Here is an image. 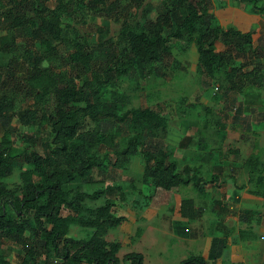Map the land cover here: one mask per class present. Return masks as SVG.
I'll return each instance as SVG.
<instances>
[{
  "label": "trees",
  "instance_id": "16d2710c",
  "mask_svg": "<svg viewBox=\"0 0 264 264\" xmlns=\"http://www.w3.org/2000/svg\"><path fill=\"white\" fill-rule=\"evenodd\" d=\"M145 1L0 0V117H7L11 96L19 97L21 127L35 130L27 133V139L33 133L44 139L41 151L25 142L16 146L9 129L0 141V245L4 238L19 244V264H143L141 253L132 250L120 257L121 243L105 238L124 216L117 215L108 200L88 204L102 197L122 199L120 185L92 192L78 185L91 182L94 173L115 175L137 153L144 161L142 180L150 185L153 205L172 212L180 186L198 187L202 179L194 167L179 169L160 150L163 142L157 134L164 129L165 118L156 111L131 108L121 116L107 113L113 124H127L135 130L124 147L113 150V159L108 151L91 152L99 148V137L111 145L113 135L94 129L81 132L79 112L84 109L79 103L95 108L100 89L113 79L129 76L137 63H162L172 55L174 43H193L202 84L219 85L216 74L222 71V97L234 107L236 120L243 117L248 125V117L254 113L249 106L244 115L237 95L264 88V46L253 44L257 29L241 32L213 25L211 0H162L154 7L157 14L153 19L148 16L153 6ZM242 1L264 17V0ZM94 12L120 25L114 37L95 44L90 43L89 34L72 37L65 19ZM216 42L225 50L216 51ZM232 51L238 58H246L225 69ZM70 71L73 79L66 82ZM68 155H73L75 166L60 168L59 159ZM16 169L18 182L10 187L8 179ZM214 180L212 175L211 182ZM64 211L66 215H62ZM195 214L194 202L182 199L179 215L187 220L178 222L180 234L189 235L184 223ZM70 225L90 228L91 234L70 237ZM225 246L224 237H211L207 254L188 255L178 264H219ZM0 264H11L1 252Z\"/></svg>",
  "mask_w": 264,
  "mask_h": 264
},
{
  "label": "rangeland",
  "instance_id": "374dc122",
  "mask_svg": "<svg viewBox=\"0 0 264 264\" xmlns=\"http://www.w3.org/2000/svg\"><path fill=\"white\" fill-rule=\"evenodd\" d=\"M161 1H145L153 6L149 10V18H155L157 12L154 7ZM47 5L52 6L51 2ZM210 12L213 25L241 32L257 29L253 44L264 46V17L251 4L242 0H211ZM64 22L70 27L67 26V31L72 37L89 34L93 44L114 37L120 28L101 12L78 13ZM224 50L225 46L216 42V51ZM231 54L225 69H229L231 63L237 66L246 58L241 55L238 58L234 51ZM196 62L194 44L180 40L174 43L172 55L162 63H137L129 76L113 79L104 85L95 108H85L86 105L80 102L79 106L84 110L79 112V120L81 132L94 129L113 135L111 145L101 136L99 148L91 151L97 154L108 151L113 159V150L124 147L126 139L135 130L127 124H113L107 113L121 116L131 108H149L158 112L165 118V127L157 134L163 142L160 150L166 153L167 161H175L179 169L184 165L194 167L202 179L198 187L192 184L180 186L172 212L165 206L153 205L150 185L142 180L144 161L140 153L129 158L126 167L117 170L115 175L105 177L94 173L91 182H79L78 185L87 192L120 185L122 199L102 197L88 202L101 205L108 200L113 211L124 216L125 220L105 236L108 241L121 243L120 257L133 250L142 254L143 264H156L161 258L178 264L188 255L200 254L208 247L210 238L215 236L226 240L219 264H264V88L237 95L244 115H247V107L254 108V113L248 117V125H245L243 117L236 120L234 107L222 97V71L216 74L219 85L206 87L202 84L203 78ZM73 75V71L67 72L66 82L72 81ZM10 103L12 107L5 111L7 117H0V141L9 129L16 146L25 142L30 148L41 151L44 139L36 133L27 139V133L35 130L23 128L19 122L21 99L11 96ZM251 158L258 161L249 162ZM58 166H75L73 155L60 158ZM18 174L19 169H16L8 179L10 187L18 182ZM212 175L215 180L211 182ZM259 178H262L261 183H257ZM182 199L194 202L196 214L184 225L189 234L194 232L196 237L171 230L176 224L170 221L187 220L179 215ZM238 203L249 209H238ZM89 234L90 228L69 227L70 237L86 238ZM26 235L29 236L28 233ZM0 252L11 264H19L22 250L16 242L2 239Z\"/></svg>",
  "mask_w": 264,
  "mask_h": 264
},
{
  "label": "crops",
  "instance_id": "0c3cea01",
  "mask_svg": "<svg viewBox=\"0 0 264 264\" xmlns=\"http://www.w3.org/2000/svg\"><path fill=\"white\" fill-rule=\"evenodd\" d=\"M241 203V202H240ZM240 203H238V204H236V206H237V208L239 209V208H241V207H243V208H246V206H241V204ZM246 209H249V208H246ZM171 219H174V218H171ZM180 221H185L184 219H175V220H172V221H170L172 224L174 223V224H176V225H174L173 227H172V231L173 232H175V233H178V234H180L179 232H178V230H179V223L178 222H180ZM185 224V223H184ZM146 225H149V223L148 224H146ZM170 230V231H171ZM180 232H181V230H180ZM188 232V231H187ZM188 234H189V232H188ZM181 235H184V233H182L181 232ZM187 235V234H186ZM189 235H192L193 237H196L197 235H195L194 234V232H191ZM198 239V238H197ZM211 239V238H210ZM152 242H154V240H151ZM209 244H210V241H209ZM208 247H209V245H208ZM208 247L207 248H205V250H203L202 252H200V254H207V251H208ZM242 254H241V258H242ZM178 261L180 260V258H178L177 259ZM243 260V259H242ZM169 259H167V258H164V259H158V261L157 262H155L156 264H170L169 263ZM170 262H172V264H177L176 262H174V261H170Z\"/></svg>",
  "mask_w": 264,
  "mask_h": 264
}]
</instances>
